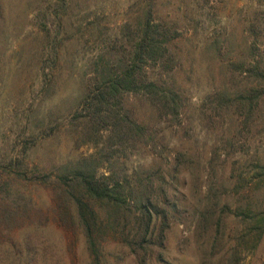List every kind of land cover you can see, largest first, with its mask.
Returning <instances> with one entry per match:
<instances>
[{
    "label": "rangeland",
    "instance_id": "obj_1",
    "mask_svg": "<svg viewBox=\"0 0 264 264\" xmlns=\"http://www.w3.org/2000/svg\"><path fill=\"white\" fill-rule=\"evenodd\" d=\"M148 2L173 38L163 80L177 108L126 95L146 132L119 146L80 108L88 85L131 61L145 3L0 0V264H139L122 245L129 226L96 207L90 250L58 196L55 181L91 157L97 177L166 191L163 247L145 264H264V88L246 73L264 67V0Z\"/></svg>",
    "mask_w": 264,
    "mask_h": 264
},
{
    "label": "trees",
    "instance_id": "obj_2",
    "mask_svg": "<svg viewBox=\"0 0 264 264\" xmlns=\"http://www.w3.org/2000/svg\"><path fill=\"white\" fill-rule=\"evenodd\" d=\"M142 1L145 10L135 29L131 61L124 62L117 74L101 76L96 84L88 85L80 108L84 113L80 118H83L87 130L95 129L99 133L104 129L110 134V140L115 139V144L119 146L127 135H137L140 141L146 132L143 123L136 122L126 110V95L141 94L153 107L160 110V107L171 108V114L177 108L174 91L163 80L164 77L168 82L173 79L176 68L175 63L167 64L172 59L168 52L173 38L161 24H153V8L148 0ZM259 60L263 61L262 58ZM149 67L160 71L150 73ZM255 69L256 81L264 88V67L256 65L253 69L251 65L246 73L250 75ZM250 91L254 92L255 89ZM93 160V157L90 160H77L70 169V175L55 181L58 196L73 205L90 250L95 247V242L91 240V229L96 225L99 210L108 214L110 226L121 225L122 231L129 226L122 245L139 264H145L149 252L163 247L165 229L168 228L166 191L159 184L157 195H152L149 184L140 179L131 180L127 173L124 179L116 177L114 172L97 177L96 169L91 166ZM159 179L164 181L162 176ZM128 217L132 218L131 221Z\"/></svg>",
    "mask_w": 264,
    "mask_h": 264
}]
</instances>
